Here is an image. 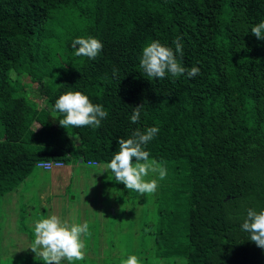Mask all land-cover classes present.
<instances>
[{
  "label": "trees",
  "instance_id": "obj_1",
  "mask_svg": "<svg viewBox=\"0 0 264 264\" xmlns=\"http://www.w3.org/2000/svg\"><path fill=\"white\" fill-rule=\"evenodd\" d=\"M261 21L264 0H0V199L38 161L107 164L118 139L158 127L145 150L168 175L142 203L149 217L124 226L123 254L94 248L81 264L129 255L140 264H264L241 227L248 209L264 210V39L251 34ZM177 36V60L199 75L147 76L142 49L159 41L175 50ZM77 37L98 39L101 53L75 56ZM68 91L103 106L99 128L59 125L52 109ZM8 263L39 264L0 259Z\"/></svg>",
  "mask_w": 264,
  "mask_h": 264
},
{
  "label": "clouds",
  "instance_id": "obj_2",
  "mask_svg": "<svg viewBox=\"0 0 264 264\" xmlns=\"http://www.w3.org/2000/svg\"><path fill=\"white\" fill-rule=\"evenodd\" d=\"M251 34L257 40L264 39V21L251 26ZM172 43L175 50L159 41H152L142 49L139 65L144 73L153 79H163L166 74L176 78L186 73L189 79L199 75L198 67L185 68L176 58L177 54L183 56L182 38L177 36ZM72 47L77 49L75 56L94 60L101 53L103 44L93 37H77L72 41ZM117 72L118 69H113V76ZM140 110L141 105L133 108L130 117L133 124L139 121ZM52 111L62 115L63 118L58 123L65 129L70 126L99 128L101 121L108 116L103 106L93 104L88 96L79 91H68L60 95ZM158 132V127H149L143 132L137 129L130 138L118 139L119 151L114 153L109 163L103 165L104 171H110L117 183H122L126 189L141 196L155 194L159 181L167 177L168 170L165 162L150 159V153L145 150V146ZM150 174H155L156 178L148 179ZM241 227L250 234V241L264 250V210L257 212L248 209ZM34 234L35 240L30 249L43 264H73L74 261H83L86 258L82 239V236L89 235V224L86 221L77 224L50 215L34 222ZM122 264H140V261L136 255H129ZM159 264L164 262L160 261ZM178 264H188L187 258L180 259Z\"/></svg>",
  "mask_w": 264,
  "mask_h": 264
},
{
  "label": "rangeland",
  "instance_id": "obj_3",
  "mask_svg": "<svg viewBox=\"0 0 264 264\" xmlns=\"http://www.w3.org/2000/svg\"><path fill=\"white\" fill-rule=\"evenodd\" d=\"M23 70L24 67H18L19 72ZM49 121L54 123L53 118L49 117ZM37 127L38 125L34 123L30 129L33 131ZM2 136L3 127L0 123V138ZM105 164L86 167L82 163L73 161L65 163L64 169L68 171V176L63 185L58 182L56 191L59 194L56 196L59 197L55 209L51 208L47 201L52 197L54 189L52 184L48 185L49 172L54 173L53 170L48 172L35 166L25 177V181L19 183L12 191L3 194L0 199L2 263L23 259L43 264L39 257H35L30 247L35 240L34 222L50 215L77 224L88 222L89 235L82 236L84 243H89L88 248H85L86 256H91L94 248L95 251L97 250V255L102 257L106 254H123L124 247L119 244L121 232L127 229L124 227L127 224L139 229L141 221L145 220V215L149 217V214L141 212L142 203L152 195L141 196L126 189L122 183L115 181L110 171H104ZM152 178H156V175L150 174L148 179ZM152 202L157 206V202ZM24 256L28 257L24 258ZM85 260L73 263L81 264Z\"/></svg>",
  "mask_w": 264,
  "mask_h": 264
},
{
  "label": "crops",
  "instance_id": "obj_4",
  "mask_svg": "<svg viewBox=\"0 0 264 264\" xmlns=\"http://www.w3.org/2000/svg\"><path fill=\"white\" fill-rule=\"evenodd\" d=\"M81 163V162H80ZM64 167H66L65 166V164H63L61 167H57V168H53V169H51V170H53V172L54 173H50L49 171V181H48V185H49V183L50 184H52V186H54V189L52 190V197H49L48 199L50 200V202H49V200H47L48 201V205L52 208V207H54V209H55V203H57L58 202V197L56 196V195H58L59 193L56 191V188L59 186V184H58V182L59 183H61V185H63L64 183H66V180H65V178L68 176V171L67 170H65L64 169ZM44 171H46V170H44ZM25 181V180H24ZM18 193H20V192H18ZM41 194H43V192H41ZM41 194H40V196H41ZM50 195V196H51ZM27 196H28V193H27ZM40 196H39V199H40ZM41 199H42V197H41ZM44 200H45V203H46V199H45V197H44ZM40 202H41V200H40ZM41 203H43V202H41Z\"/></svg>",
  "mask_w": 264,
  "mask_h": 264
},
{
  "label": "built area",
  "instance_id": "obj_5",
  "mask_svg": "<svg viewBox=\"0 0 264 264\" xmlns=\"http://www.w3.org/2000/svg\"><path fill=\"white\" fill-rule=\"evenodd\" d=\"M63 165L62 162L60 161H38L35 166L42 169L49 171L53 168L61 167ZM99 165L98 162L94 160H89L85 162V166L90 167V166H97Z\"/></svg>",
  "mask_w": 264,
  "mask_h": 264
},
{
  "label": "water",
  "instance_id": "obj_6",
  "mask_svg": "<svg viewBox=\"0 0 264 264\" xmlns=\"http://www.w3.org/2000/svg\"><path fill=\"white\" fill-rule=\"evenodd\" d=\"M81 162V159H78V163H80Z\"/></svg>",
  "mask_w": 264,
  "mask_h": 264
}]
</instances>
